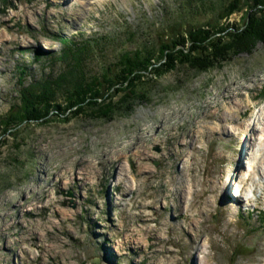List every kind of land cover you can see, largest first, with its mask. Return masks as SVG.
Instances as JSON below:
<instances>
[{
  "label": "rangeland",
  "instance_id": "obj_1",
  "mask_svg": "<svg viewBox=\"0 0 264 264\" xmlns=\"http://www.w3.org/2000/svg\"><path fill=\"white\" fill-rule=\"evenodd\" d=\"M244 2L218 24L240 27ZM183 3L0 0V264H264L261 41L206 73L182 65L145 80L111 121L75 107L3 128L22 87L61 72L58 37L104 44L95 75L152 42ZM190 4L181 19L195 26L218 14L219 0ZM39 237L56 249L38 250Z\"/></svg>",
  "mask_w": 264,
  "mask_h": 264
},
{
  "label": "trees",
  "instance_id": "obj_2",
  "mask_svg": "<svg viewBox=\"0 0 264 264\" xmlns=\"http://www.w3.org/2000/svg\"><path fill=\"white\" fill-rule=\"evenodd\" d=\"M182 1L185 2L183 9L176 12L180 16L173 17V14L167 26L154 34L152 42L118 52L113 62L101 61L95 75L90 70L91 58L94 50L104 44L85 41L80 45L58 37L63 48L55 61L61 62V72L55 78L43 77L22 87L16 105L3 117V128L15 133L23 124L36 121L50 110L62 109L64 113L75 107L74 116L87 110L85 115L111 121L114 116L130 112L132 104L142 98L136 89L142 90L145 80L161 78L182 65L197 73H206L237 55L243 47L249 49L257 40L264 44V9L258 7L264 8V0L244 2L248 1L251 6L246 4L247 10L254 13H250L248 20L247 10L244 11L246 20L242 19L240 27L218 24V21L239 12L243 0H219L215 18L196 26L189 17L187 22L182 21L183 11L193 16L192 0ZM213 22L214 25L209 24ZM57 96L63 98V106L57 105ZM114 99L117 101L113 102ZM261 221L264 224V214Z\"/></svg>",
  "mask_w": 264,
  "mask_h": 264
},
{
  "label": "bare ground",
  "instance_id": "obj_3",
  "mask_svg": "<svg viewBox=\"0 0 264 264\" xmlns=\"http://www.w3.org/2000/svg\"><path fill=\"white\" fill-rule=\"evenodd\" d=\"M263 112H264V111H263ZM257 125H258V124H257ZM255 127H256V125H255ZM258 146H259V145H258ZM263 159H264V158H263ZM63 175L65 176V175H66V172H63V173L61 174L62 177H64ZM242 176H243V177H242L241 180H240V181H241V182H240V183H241V184H240V189H239V191H238L239 194H238L237 196H239V195L241 196V194H242V191H241V190H242V188H243V184H244L245 180L248 179L247 177L244 178V177H245L244 175H242ZM243 181H244V182H243ZM238 185H239V183H238ZM235 187H236V188L238 187L237 184H236ZM237 196H235V197H237ZM48 200H49V199H48ZM49 202H50V201H48L47 203H49ZM14 223H15V222H14ZM17 223H18V222H17ZM19 224H20V223H19ZM8 225H9V223L7 224V226H8ZM11 225H12V224H11ZM15 225H16V224H15ZM7 226H6V227H7ZM13 226H14V225H13ZM6 227H5V228H6ZM9 227H10V226H9ZM20 227H21V226H20ZM35 227H39V225H36V226H34L33 228L36 229ZM9 229H10V228H9ZM27 231H28V230H27ZM1 232H2V231H1ZM32 233H33V232H32ZM26 236H28V235H26ZM40 239H42V238H40V237H39V239L35 238V241H37L36 244H35L36 247H37V249H38V250L41 249V252H48V248H49L48 246H46V247L44 248V247H41V246L38 244V241H39ZM7 243H8V240H7ZM11 244H12V243H11ZM32 244H33V243H32ZM32 244H31V246H34V245H32ZM47 247H48V248H47ZM10 248H11V247H10ZM54 249H56V248H55V247L49 248V251H53ZM57 253H58V252H57ZM25 255H26V254H25ZM49 256H50V255H49ZM29 260L31 261V259H29ZM205 260H206V257H205ZM36 262H39V261L36 260ZM50 262H51V261H50ZM22 263H23V262H22ZM26 263H28V261H27ZM39 263H41V262H39ZM43 263H44V262H43Z\"/></svg>",
  "mask_w": 264,
  "mask_h": 264
},
{
  "label": "water",
  "instance_id": "obj_4",
  "mask_svg": "<svg viewBox=\"0 0 264 264\" xmlns=\"http://www.w3.org/2000/svg\"><path fill=\"white\" fill-rule=\"evenodd\" d=\"M92 264H98V261H93Z\"/></svg>",
  "mask_w": 264,
  "mask_h": 264
}]
</instances>
